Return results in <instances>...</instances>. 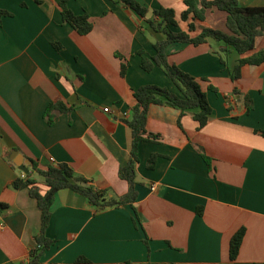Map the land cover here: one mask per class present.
Returning <instances> with one entry per match:
<instances>
[{
	"label": "crops",
	"instance_id": "crops-1",
	"mask_svg": "<svg viewBox=\"0 0 264 264\" xmlns=\"http://www.w3.org/2000/svg\"><path fill=\"white\" fill-rule=\"evenodd\" d=\"M58 1L0 0L8 13L0 15V264L31 259L40 229L36 200L12 185L22 164L30 173L32 161L39 169L67 163L94 189L114 197L128 192L118 172L130 157L124 119L133 90L154 84L178 93L159 66L140 67L163 39L147 22L156 20L152 11L172 8L179 23L171 28L187 31L193 22L192 36L203 27L228 32L226 13L215 8L203 21L180 20L184 0H135L147 9L144 17L121 0H66L92 21L79 34L62 19ZM237 1L264 6V0ZM224 46L211 39L167 46L170 62L216 88L206 91L207 123L198 126L190 111L150 105L146 132L156 138L137 145L134 201L98 212L83 195L58 190L45 231L53 243L37 264H264V63L244 66L232 80L238 54L230 46L220 51ZM257 49H264V35ZM57 101L69 110L54 111L48 124L44 112ZM32 178L46 190L39 175ZM240 228L242 242L230 260L229 242Z\"/></svg>",
	"mask_w": 264,
	"mask_h": 264
},
{
	"label": "trees",
	"instance_id": "trees-1",
	"mask_svg": "<svg viewBox=\"0 0 264 264\" xmlns=\"http://www.w3.org/2000/svg\"><path fill=\"white\" fill-rule=\"evenodd\" d=\"M122 3L134 10L140 17H144L147 9L135 0H121ZM62 19L70 24L79 34H87L92 29V21L89 15L84 12L75 14L67 5L66 0H59ZM185 8L180 14V20H187L189 15L193 20L203 21L207 9L215 8L226 13L225 25L228 32L218 29L203 27L200 32L192 36L191 31L194 30L193 22L188 24L187 31H174L171 27H177L179 20L175 16V12L170 7H160L152 11V15L156 18L148 19L150 27L163 35V39L155 41L153 47L155 54L151 57H142L140 67L149 72L155 65L159 66L163 72L170 78L178 89V93L172 92L167 88L154 84H145L133 90L135 103L130 107V114L124 121L131 128L132 144L130 157L128 161L119 168V177L128 183V192L121 196H110L108 190L94 189L89 181L80 175H76L67 163H53L45 169L37 168L32 161L30 173L17 177L12 183L16 189L27 188L29 195L36 200L38 209L40 210V229L35 236V247L30 252L32 262L37 263L39 257L45 249H47L53 240L45 235L46 228L50 219V206L54 199L55 193L64 188H69L76 193L83 195L88 202L96 209V211H104L107 208L118 207L123 204H131L136 192L134 189V172L137 158V145L140 141L155 140V135H149L146 132V121L150 105H170L180 110L181 115L185 111L193 113V119L198 126L207 123L211 106L207 99L206 91H217L215 87L207 82L206 78H196L182 71L178 66L168 60L166 48L171 43H186L200 45L208 40L221 41L225 44L220 51L227 52L226 46L232 47L238 54L236 65L230 70V78L232 80L239 79L241 69L246 65H259L264 63V49H257V41L264 35V6L245 7L238 3L237 0H184ZM8 14L0 10V15ZM139 54L143 51L139 50ZM218 53L219 52H215ZM222 63H226L220 56ZM127 63H122L120 74L124 75ZM229 108V106H228ZM252 104L249 101L246 104V111L249 112ZM69 110L65 105L57 101L51 103L44 112V117L48 124L54 122L56 115L54 111ZM180 124V123H179ZM264 134V131H262ZM204 161L210 165V158L200 153ZM155 161V155H151L148 160V167H152ZM36 173L43 179L46 190L43 192L37 184L32 174ZM244 228L238 229L231 237L229 242V259L234 260L238 254ZM153 264V263H147Z\"/></svg>",
	"mask_w": 264,
	"mask_h": 264
},
{
	"label": "built area",
	"instance_id": "built-area-1",
	"mask_svg": "<svg viewBox=\"0 0 264 264\" xmlns=\"http://www.w3.org/2000/svg\"><path fill=\"white\" fill-rule=\"evenodd\" d=\"M105 111H107V108H105ZM21 176H24V173H21ZM1 226H2V224L0 222V228H1ZM22 264H37V263H34V262H32L31 259H29V260L23 262Z\"/></svg>",
	"mask_w": 264,
	"mask_h": 264
},
{
	"label": "water",
	"instance_id": "water-1",
	"mask_svg": "<svg viewBox=\"0 0 264 264\" xmlns=\"http://www.w3.org/2000/svg\"><path fill=\"white\" fill-rule=\"evenodd\" d=\"M23 166H19V169H21L24 173H27L28 169L26 168L25 164H22Z\"/></svg>",
	"mask_w": 264,
	"mask_h": 264
},
{
	"label": "rangeland",
	"instance_id": "rangeland-1",
	"mask_svg": "<svg viewBox=\"0 0 264 264\" xmlns=\"http://www.w3.org/2000/svg\"><path fill=\"white\" fill-rule=\"evenodd\" d=\"M39 179V178H38Z\"/></svg>",
	"mask_w": 264,
	"mask_h": 264
}]
</instances>
